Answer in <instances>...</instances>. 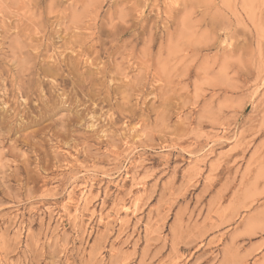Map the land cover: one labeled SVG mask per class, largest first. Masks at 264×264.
I'll use <instances>...</instances> for the list:
<instances>
[{
    "label": "rangeland",
    "instance_id": "rangeland-1",
    "mask_svg": "<svg viewBox=\"0 0 264 264\" xmlns=\"http://www.w3.org/2000/svg\"><path fill=\"white\" fill-rule=\"evenodd\" d=\"M0 264H264V0H0Z\"/></svg>",
    "mask_w": 264,
    "mask_h": 264
},
{
    "label": "bare ground",
    "instance_id": "bare-ground-1",
    "mask_svg": "<svg viewBox=\"0 0 264 264\" xmlns=\"http://www.w3.org/2000/svg\"><path fill=\"white\" fill-rule=\"evenodd\" d=\"M43 40H44V39H43ZM40 42H41V41H40ZM40 42H39V43H40ZM39 47H40V46H39ZM40 48H41V47H40ZM38 50H40V49H38ZM33 51H34V50H33ZM40 51H41V50H40ZM40 51H39V52H40ZM83 51H84V50H83ZM74 52H75V51H74ZM81 52H82V51H81ZM39 54H40V53H39ZM39 54H38V55H39ZM55 54H56V53H55ZM78 54H79V53H78ZM78 54H77V55H78ZM36 56H37V55H36ZM41 56H42V55H41ZM72 56H73V55H72ZM74 56H75V55H74ZM78 56H79V55H78ZM87 56H88V55H87ZM64 57H65V55H64ZM84 57H85V55H84ZM66 58H67V57H66ZM71 58H72V57H71ZM75 58H76V57H75ZM75 58H74V59H75ZM88 58H90V57H88ZM35 59H36V58H35ZM43 60H45V59H43ZM69 60H70V59H69ZM87 60H88V59H87ZM89 60H90V59H89ZM70 61H72V60H70ZM70 61H69V62H70ZM76 61H77V59H76ZM76 61L74 60V62H76ZM55 62H57V60H56ZM82 62H83V61H82ZM87 62H88V61H87ZM93 62H94V61H93ZM42 63H43V62H42ZM58 63H59V62H58ZM70 63H71V62H70ZM72 63H73V62H72ZM72 63H71V64H72ZM76 63H77V62H76ZM78 64H79V63H78ZM90 64H91V63H90ZM92 64H93V63H92ZM41 65H42V64H41ZM47 65H48V64H47ZM54 65H55V64H54ZM69 65H70V64H69ZM69 65H68V66H69ZM73 65H75V64H73ZM44 66H45V65H44ZM60 66H61V64L59 65V68H57V70L60 69ZM41 67H42V66H41ZM57 67H58V66H57ZM70 67H71V66H70ZM48 68H49V73H52V71H53L54 68H53V67H48ZM36 69H37V68H36ZM40 69H41V68H40ZM55 69H56V68H55ZM30 70H31V69H30ZM10 72H11V71H10ZM37 72H38V71H37ZM47 72H48V71H47ZM88 72H89V71H88ZM30 74H31V73H30ZM54 74H55V73H54ZM32 75H33V74H32ZM36 75H37V74H36ZM39 76H40V75H39ZM34 77H35V76H34ZM28 79H30V78H28ZM39 87H40V86H39ZM36 90H37V89H36ZM27 94H28V93H27ZM27 94H26V95H27ZM3 105H4V103H3ZM9 107H10V106H9ZM5 112H6V111H5ZM15 123H16V122H15ZM20 124H21V123H20ZM248 208H249V207H248Z\"/></svg>",
    "mask_w": 264,
    "mask_h": 264
}]
</instances>
